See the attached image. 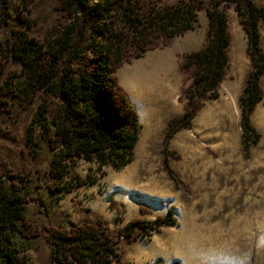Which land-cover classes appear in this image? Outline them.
Here are the masks:
<instances>
[{
  "label": "trees",
  "instance_id": "16d2710c",
  "mask_svg": "<svg viewBox=\"0 0 264 264\" xmlns=\"http://www.w3.org/2000/svg\"><path fill=\"white\" fill-rule=\"evenodd\" d=\"M6 0H0V27ZM208 19L202 44L179 55L182 71L178 98L182 115L171 116L164 135V166L177 186L168 156L170 139L190 128L205 102L216 99L228 77L232 34L228 12L234 10L247 37L250 71L239 97L242 140L246 148L259 140L250 117L264 98V4L256 0H54L46 26L22 22L0 39V264H29L26 252L35 251L49 264H130L119 252L129 243L174 225L171 214L147 222L130 220L114 231L97 212L75 201L76 212L94 217L64 229L35 224L26 214L28 188L46 186L51 192L67 188L66 173L80 180L74 168L80 160L120 170L132 162L142 124L136 104L121 85L118 70L148 51L170 47L195 28L199 12ZM19 62L7 70L10 60ZM37 102L36 121L22 149L14 148L7 125L17 127ZM50 159L49 180H41L36 166ZM35 163L34 168L29 167ZM93 181L96 179L91 178ZM61 183H64L62 186ZM184 187V186H183ZM112 208L124 213L122 202ZM150 211L140 206V214ZM154 264H164L156 262Z\"/></svg>",
  "mask_w": 264,
  "mask_h": 264
},
{
  "label": "rangeland",
  "instance_id": "374dc122",
  "mask_svg": "<svg viewBox=\"0 0 264 264\" xmlns=\"http://www.w3.org/2000/svg\"><path fill=\"white\" fill-rule=\"evenodd\" d=\"M6 1L8 3L4 5H8L9 8L4 10L5 14L2 16L0 39L22 22L38 21L45 26L51 22L54 0ZM166 1L172 4L178 0ZM256 1L260 5L264 4V0ZM228 18L232 34L229 74L220 89L219 96L206 101L200 110L207 103H214L219 98L232 97L237 100L242 154L240 155L234 141L229 138L232 134L227 120V116L231 114L230 108L215 112L211 117L195 123L199 110L192 120L191 127L177 132L188 131L189 138L185 144H172L176 133L168 145V149L178 156V158L168 156L169 166L184 187L177 186L164 166L163 140L159 157L150 155L154 153L153 145L148 144L149 152L139 162L134 163L136 160L134 150L131 163L120 170L107 168L104 175L98 172L95 164L80 160L74 168L80 180H73L71 173H66L67 188L57 192H51L46 186L31 187L26 190L25 195L31 201L27 205L26 214L35 224L41 228L53 225L69 229L83 220L94 221V217L75 211L73 206L75 201H81L82 207L90 212L102 215L109 221L114 231L124 229L127 223L136 217L153 222L157 217L171 214L176 221L174 225L162 224L160 232L139 237L132 243L125 238L121 240L119 252L125 263L264 264V242L256 239L260 234L259 231L264 230V216L261 213L256 214L248 206V203L256 197L262 208L260 212L264 210V121L259 120V115L264 112V98L250 117V124L258 132L259 140L246 148L242 140L239 97L251 68L246 55L247 37L234 10L228 12ZM207 24L206 12L202 10L199 12V20L195 28L177 37L170 47L148 51L144 57L125 63L118 70L121 85L128 93L134 95L125 76L134 69L142 67L147 61L168 57L178 72L177 102L182 106L181 112L171 113L168 118L182 115L184 105L178 100L183 95L181 90L183 74L179 55L202 44ZM262 45L264 47V38ZM237 61L240 64L239 68L236 67ZM18 66L19 62L12 59L7 63L6 69L11 70ZM132 94L131 97L134 98L135 95ZM32 108H35V112L31 120L26 123L27 115ZM36 111L37 102L29 107L17 127L13 124L7 125L8 135L12 137L14 148L22 149L25 146L29 128L34 127L35 131L41 130L40 122L35 119ZM144 133L142 129L135 146ZM223 139L226 143H223ZM34 164L30 163L29 167L33 169ZM51 167L48 159L37 164L35 171L41 180H49L48 172ZM91 178L96 180L93 181ZM61 185L63 186L64 183ZM114 201L123 203L124 213L120 214L112 208ZM205 204L208 206L207 212L204 210ZM141 205H145L150 212L141 215ZM239 212H242V218L238 221L235 216ZM205 219H210L211 224L202 227L197 233L192 223L195 221L202 223ZM221 221H226L227 224L219 227ZM198 235L205 237L197 240ZM190 245H203L201 255L194 256L192 252L194 248ZM26 254L29 264L50 262L46 253L43 257L38 256L33 250L27 251Z\"/></svg>",
  "mask_w": 264,
  "mask_h": 264
},
{
  "label": "bare ground",
  "instance_id": "6f19581e",
  "mask_svg": "<svg viewBox=\"0 0 264 264\" xmlns=\"http://www.w3.org/2000/svg\"><path fill=\"white\" fill-rule=\"evenodd\" d=\"M239 66H240V64L237 61L236 67L239 68ZM125 79L127 81V84H129L130 90H132L136 95L140 93V90H141L140 84L141 85L143 84V89L146 92H151L155 98H158V99H160V101L163 102V103L160 104L161 107L159 108L158 113H157L156 116H159V117L162 116L163 115L162 112H163L165 106L169 105V103L171 105L170 109H169L170 113L168 112L169 114H171V113H179V112L182 111V106H180L178 104V102H177V95L178 94L176 92L177 91L176 90V85H177V79H178V72H177V70H175L172 61L168 57H159L155 61H147V62H145V64L142 67L134 69L133 71L129 72L125 76ZM227 107H229L230 111H231V114L227 116L228 126L230 127L231 132H232V134L229 135V138L232 141H234V143L236 145V149L239 151V153L241 155L242 152H243V147H242V145L240 143V140H241V136H240L241 130H240V125H239L240 113H239V110H238V107H237V100L235 98H232V97L219 98L214 103H212V102L207 103L206 106L202 110H200L198 116L195 119V123H199L201 120H204V119H206L208 117H211L215 112L227 109ZM155 109H157V108H155ZM34 112H35V108L30 109V111H29V113L27 115V118H26V123H28L31 120ZM259 120L262 121V122L264 121V112H262L259 115ZM161 125L162 126H160L158 129H156V131H154L151 134H149L145 130V133L141 136V138L139 139V141H138V143H137V145L135 146V149H134L135 150V155H136V160L134 162L135 164L137 162H139L141 159H143L145 154H147L149 152L148 149H147V145L148 144H152L153 145V151L152 152H154V153H152L150 155H154L155 157H159L160 149H161V146H162L163 135H164V131H165V128H166L165 122L163 124H161ZM187 138H189L188 131L187 130H182L181 132H179V133H177L175 135V137L172 140V144L173 145L185 144ZM222 141H223V143H226L225 139H223ZM248 206L250 208H252V210H254L256 212V214L257 213L258 214L261 213L264 216V210L262 212H260V209H262V208H261V205H260L259 201L256 200V197L251 202L248 203ZM207 207L208 206L205 204L204 210H206ZM207 211L208 210H206V212ZM203 216L205 217L206 215H203ZM208 218H209V216H208ZM235 218L238 221L241 220L242 212L237 213ZM219 223H220V224H218L219 227H223V226H225L227 224L226 221H221ZM210 224H211V220L210 219L209 220L205 219V221L202 222V223H199L198 221L193 222L192 223V227L195 230L197 229L196 232L199 233L201 231L202 227L209 226ZM204 232H202V233H204ZM259 233L260 234L257 235L256 239L258 241H260V242L261 241L264 242V230L263 231H259ZM198 237H199V239H197V240H201V237H205V236H201L200 237V235H198ZM190 246H192L194 248L193 251H192L194 256L195 255L199 256V254L201 255V251H202V249L204 247L203 245H190Z\"/></svg>",
  "mask_w": 264,
  "mask_h": 264
},
{
  "label": "crops",
  "instance_id": "0c3cea01",
  "mask_svg": "<svg viewBox=\"0 0 264 264\" xmlns=\"http://www.w3.org/2000/svg\"><path fill=\"white\" fill-rule=\"evenodd\" d=\"M140 86H141L140 93L136 95L132 91L134 93L135 97L134 98L131 97V98L137 106V109H138V112L140 115V122L142 124V129H144V131L146 130V132L151 134L154 131H156V129H158L160 126H162L161 124H163L165 122V124H166L165 131H166L167 130V121L169 119L168 117L171 115V114H169L170 113L169 109L171 106L170 103H169V105L165 106V108L162 112L163 113L162 116H160V117L156 116L159 108L161 107L160 104L163 102L160 101V99L155 98L151 92H146L143 89V84L142 85L140 84ZM131 94H130V96H131ZM155 108H157V109H155ZM165 131H164V134H165Z\"/></svg>",
  "mask_w": 264,
  "mask_h": 264
}]
</instances>
